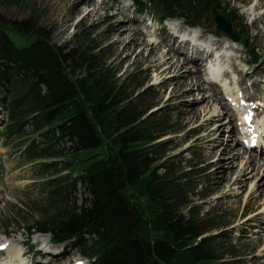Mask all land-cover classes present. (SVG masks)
I'll use <instances>...</instances> for the list:
<instances>
[{
	"label": "trees",
	"instance_id": "trees-1",
	"mask_svg": "<svg viewBox=\"0 0 264 264\" xmlns=\"http://www.w3.org/2000/svg\"><path fill=\"white\" fill-rule=\"evenodd\" d=\"M131 1L161 25L181 19L222 35L213 21L221 14L243 46L248 38L246 19L223 0ZM111 58L99 46L54 45L33 18L0 15V143L34 166L44 197L31 207V235L69 244L89 264H239L225 260L236 256L227 233L213 236L219 225L190 202L203 182L164 154L169 108L152 111L145 82L121 78Z\"/></svg>",
	"mask_w": 264,
	"mask_h": 264
},
{
	"label": "rangeland",
	"instance_id": "rangeland-1",
	"mask_svg": "<svg viewBox=\"0 0 264 264\" xmlns=\"http://www.w3.org/2000/svg\"><path fill=\"white\" fill-rule=\"evenodd\" d=\"M223 1L226 4L230 3L231 8L239 11L247 22L244 35L248 36L250 50L241 44L243 50L241 54L238 49L225 50L222 53L223 56L233 57L234 65L241 69V75L231 73L229 81L218 82L220 90L223 91L221 94L224 96L226 93L225 97L228 99L226 100L228 103L224 101L225 104L231 107L229 115L232 116V122L234 121L236 128L241 132L242 125L245 124L243 116L245 112L251 114L252 106L258 108V124L261 125L264 120V0ZM132 5L131 0H6L4 4H0V15L11 21H24L29 18L38 20L43 28L52 31L54 45L84 44L90 46V49L98 46L106 48V53L112 56L109 62L112 71H117L121 78L134 75L132 77L139 82L144 81V89L151 90L150 98H154L156 104L152 111L169 108L171 112L169 134L162 139L168 142L164 154L170 158L175 169L191 171L196 181L203 182L200 183L197 193L191 195L190 202L195 208L200 209L201 216L212 221V224L219 225L212 235L227 233V241L230 239L229 244L234 246L233 252L236 256L226 255L225 260H237L239 264H264V214L261 213L264 208V196L262 199L258 197V193L251 195L254 186L264 180V168L257 167L254 171L250 169L245 187L241 188L240 184H234L238 166L224 168L223 163L219 161L225 156L223 153L226 143L231 144L230 156L233 151L238 150L246 155L244 153L246 150L241 144L245 137L238 132L230 143L227 137L222 138L221 133L215 131L216 124L206 117L210 114V110H205L208 105L203 104L201 100L206 96V91L191 90L192 79H188V76L191 77L192 74H187L186 69L190 71L192 63L188 62L191 65L184 68L179 66L174 68L166 64L157 66L158 54L160 55L166 47L162 38L168 35H160L161 28L152 29L143 23V18L134 14ZM253 8L256 11L254 14ZM258 16L260 19L254 22V18ZM123 20L130 22L131 32L119 41V32L114 31L112 25ZM169 23L171 20L162 27H168L174 32ZM181 23L187 25L182 20ZM210 25L207 26L211 27ZM176 26L177 23L172 27ZM199 34L201 35V32ZM223 35L222 38L226 37ZM152 36L161 37L162 42L158 48ZM198 38L190 41L192 48L195 45L201 49H208L207 44L201 41L204 39L216 41V38L207 36L202 40H197ZM228 45L223 43L224 48ZM172 47L174 48L173 45ZM253 49H257L255 55L259 59L256 64L250 59ZM184 50L186 51L182 53V57L179 55L177 57L181 58L180 61H184V58L191 61V53L187 48ZM238 55H241L242 59ZM203 57L204 78L209 81L208 67L215 62L210 63L206 56ZM245 61L249 62V67ZM222 64L230 71L233 62L226 59ZM256 70L260 72L253 74ZM251 74H253L251 78L241 83L243 78ZM228 83L230 86L226 87ZM255 85H259L261 90L258 91ZM227 93H230V96H227ZM250 97L254 99L246 104V98ZM223 110L222 106H218L217 112L222 113ZM221 120L226 127L229 126L226 124L228 119L225 114ZM4 121L5 116L0 108V126ZM219 137L222 138V143L218 142ZM250 152L254 154L256 151ZM262 153L264 157V152ZM228 170L232 172L231 178L224 179L223 175L227 174ZM36 172L34 166L21 162L17 150L5 148L0 143V244L8 241V244L13 246V251L17 249L26 253L22 258L26 264H47L50 260L44 256L57 249L63 254L58 258H51L52 261H57L55 264H69L78 257L85 260V264H89L88 259L82 256L77 248L71 245L54 246L50 243L49 236L40 233L31 235L29 229L34 223L32 216L35 215L32 214L31 207L39 205L44 198L37 185ZM79 192L77 199L80 204L87 196L83 191ZM9 219L15 223L17 219L20 223L11 231L13 234L10 236L4 232L6 229L4 224ZM223 241L228 243L224 238ZM23 242H26L27 246L21 245ZM2 257L7 258L1 255L0 259Z\"/></svg>",
	"mask_w": 264,
	"mask_h": 264
},
{
	"label": "bare ground",
	"instance_id": "bare-ground-1",
	"mask_svg": "<svg viewBox=\"0 0 264 264\" xmlns=\"http://www.w3.org/2000/svg\"><path fill=\"white\" fill-rule=\"evenodd\" d=\"M257 9V8H256ZM255 8H253V14H254ZM119 17V16H118ZM263 17V16H262ZM260 19V16L255 17L254 18V22H256L257 20ZM130 26V22H126L125 20H123V22L120 23H116L112 25V28L114 31H118L119 36H118V40L121 41V38L124 37L125 35H130L131 32V27ZM172 29V27H171ZM176 32H179L180 36L183 37L184 39H179L178 35L176 34ZM201 32V35L199 34ZM162 34H167L168 36L163 37L162 39L164 40L166 47L162 50L161 54H158L159 59L157 60V66L160 65H169L170 67H187L190 66L192 63L193 65L190 67V71L188 69H186V71L188 72L187 74L192 76H188V79H192L191 82L193 84V88H191V90H204V92L206 91V96H204L201 100L202 103L207 104L208 106L205 108V110H210V114H208L206 117H209V120L211 122H214L216 124V129L215 131H219L218 133H221V137H227L226 139H228V141L231 143V141L235 138V135L239 132L238 129L236 128L234 121L232 122V116L229 115L230 113V106H227L225 104L226 97L225 94L224 96L221 94L220 90V85L218 84L217 81H213V82H209L208 79L204 78L205 77V72H204V57L206 56V59L210 61V63L215 62L212 64L213 68L215 70H221L222 66H221V61L224 60L223 55H220L219 57H216V55H218V53L220 51H225V50H240V53H243V50H241V43H235L233 42V40H231L228 37H221L218 33H216L214 30L206 28V29H201V28H196V29H187V25L185 24H178L175 27V32H172L171 30H169L167 27H163L160 31V35ZM207 37H212V38H216V41H212L209 39H204L202 40V38H204V36ZM199 37L197 40H202V43L207 44V48L208 49H201L200 47H196L194 45V47H191L190 41H193L195 38ZM123 39V38H122ZM152 39L154 40V43L156 44V47L158 48V46L161 44L162 39L161 37L158 36H152ZM118 41V42H119ZM123 42V41H122ZM174 46V48L172 47V45ZM223 43H227L229 44L228 46H225V48L223 47ZM163 44V43H162ZM178 44H180L181 46H179ZM164 47V46H163ZM185 48L188 49V51L191 53V61L190 59L184 58V61H180L181 58H178L177 56L179 55L180 57H182V53L184 54V50ZM175 54V55H173ZM241 57V55H238ZM238 56H236V61L238 60ZM213 57V58H212ZM242 59V57H241ZM187 61V62H186ZM217 61V62H216ZM230 62H233V65L231 66V70H232V74L235 75H241V69L234 65V59L231 58L229 59ZM189 62V63H188ZM246 64L247 67L250 66L249 62L245 61L244 62ZM168 69V68H167ZM256 72H260V70H256L253 72V74H255ZM213 73V72H212ZM247 75L245 78H243L241 80V83H244V81L247 78H251L252 75ZM208 75V74H207ZM206 75V76H207ZM231 73L227 72L225 74L226 79L230 78ZM229 83L227 84L226 87H228ZM230 86V85H229ZM258 91L261 90V87L259 85H255ZM231 90H228V92H230ZM212 92V94H211ZM227 96H230V93H227ZM253 97L250 98H246V101H250L253 100ZM225 101V102H224ZM197 104H199L200 102L197 100L196 101ZM228 103V102H226ZM200 106V105H199ZM218 106H222V108L224 109L222 111V113L217 112ZM203 107V106H202ZM195 108H197V106H195ZM235 108V107H234ZM252 110L257 111L256 109H258L256 106H252ZM198 111H200L199 109H197ZM264 112V109H263ZM203 113V110H202ZM207 114V113H206ZM224 114L227 116L228 122H226V124H229L228 127H226L225 123L222 122V118L224 116ZM245 115L243 116V120L244 121H248L249 119H246ZM251 120V119H250ZM245 122V124L242 127V131H246L248 132V136L245 137V140L250 142V135H252L253 133H257L256 131L252 132V125L248 126L247 123ZM252 122V121H250ZM257 125V130L259 132L264 133V120L263 123L260 124H256ZM226 134V135H225ZM260 134V133H259ZM222 138H218V142L222 143ZM261 138V136H260ZM256 140H258L259 138H255ZM226 141V140H225ZM240 141V140H239ZM238 141V143H239ZM227 142V141H226ZM224 143V142H223ZM242 146L245 148V154L243 155V152H241V150H238L236 152L233 151V154H231L230 156V151H231V144H227L225 146L224 149V153L222 156V158L220 159V163H223V167L224 168H233L235 166H238V171L235 173V177L236 179L234 180V184L235 185H241V188L246 186V183L248 182V178H249V171L250 169L256 170V168H264V157H262L261 152H254V154H252V152H250L251 150H249L246 147V144L243 142H241ZM260 145H264L263 143H260ZM238 162H240V164H238ZM222 165V164H220ZM231 171L228 170L225 174L223 175L224 179H230L231 177ZM234 172V171H233ZM252 174V173H251ZM251 178V177H250ZM258 193V194H257ZM255 195L257 194L258 197L262 198L264 196V180L263 181H259V183H257L256 186H254L253 190L251 191V195ZM263 199V198H262ZM262 203V202H261ZM264 204V202H263ZM262 214H264V208H263V212H261ZM1 244H5L7 245L6 248H2L0 249V255L6 256V253L3 252L2 250H5L6 252H14V253H19L20 251H18L17 249L15 251H13V246H10V244H8V241H5ZM21 245L23 246H27L26 242H23ZM59 251V249H57ZM56 250V251H57ZM30 254V253H28ZM17 257H15V255L13 253H10V255H7V259H4V257H2L0 259V264H20V263H15L17 258H18V254H16ZM54 255V254H52ZM62 255V254H61ZM60 255V256H61ZM58 256V257H60ZM55 257V256H54ZM57 257V258H58ZM53 259L50 258L49 263L47 264H55L57 261H52ZM3 261V262H2ZM22 261V260H21ZM22 263V262H21ZM85 260L81 259L80 257L76 258L72 263L69 264H85Z\"/></svg>",
	"mask_w": 264,
	"mask_h": 264
},
{
	"label": "water",
	"instance_id": "water-1",
	"mask_svg": "<svg viewBox=\"0 0 264 264\" xmlns=\"http://www.w3.org/2000/svg\"><path fill=\"white\" fill-rule=\"evenodd\" d=\"M214 22L216 24L217 29L226 34L229 38H231L234 42H240L241 38L238 37L233 31L232 27L230 25V22L228 21L227 17L223 15H217L214 17ZM248 40H246L245 48H248ZM252 62L254 64L258 63V57L256 55L253 56Z\"/></svg>",
	"mask_w": 264,
	"mask_h": 264
},
{
	"label": "snow or ice",
	"instance_id": "snow-or-ice-1",
	"mask_svg": "<svg viewBox=\"0 0 264 264\" xmlns=\"http://www.w3.org/2000/svg\"><path fill=\"white\" fill-rule=\"evenodd\" d=\"M246 119H251V117L250 116H246ZM7 247V245H5V244H0V249H2V248H6Z\"/></svg>",
	"mask_w": 264,
	"mask_h": 264
}]
</instances>
